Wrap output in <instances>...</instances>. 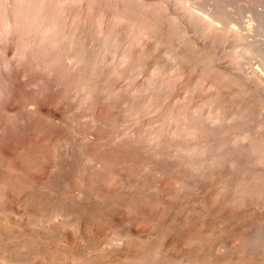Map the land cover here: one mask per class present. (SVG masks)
<instances>
[{
	"label": "rangeland",
	"instance_id": "obj_1",
	"mask_svg": "<svg viewBox=\"0 0 264 264\" xmlns=\"http://www.w3.org/2000/svg\"><path fill=\"white\" fill-rule=\"evenodd\" d=\"M261 27L264 0H0V264H264Z\"/></svg>",
	"mask_w": 264,
	"mask_h": 264
},
{
	"label": "bare ground",
	"instance_id": "obj_2",
	"mask_svg": "<svg viewBox=\"0 0 264 264\" xmlns=\"http://www.w3.org/2000/svg\"><path fill=\"white\" fill-rule=\"evenodd\" d=\"M224 4V3H223ZM236 4V3H235ZM33 9V8H32ZM240 14V13H239ZM261 15V14H260ZM262 16H263V14H262ZM262 26V25H261ZM261 31H263L264 32V28L263 27H261ZM261 36V35H260ZM258 39V38H257ZM256 43H257V41H256ZM251 48V47H250ZM245 56V55H244Z\"/></svg>",
	"mask_w": 264,
	"mask_h": 264
}]
</instances>
